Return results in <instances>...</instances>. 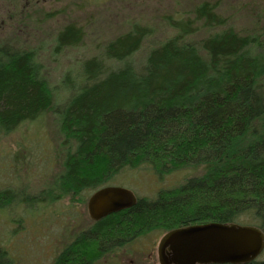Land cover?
<instances>
[{"label":"trees","instance_id":"obj_1","mask_svg":"<svg viewBox=\"0 0 264 264\" xmlns=\"http://www.w3.org/2000/svg\"><path fill=\"white\" fill-rule=\"evenodd\" d=\"M215 9L204 2L194 17L170 19L176 33L149 47L140 62L135 56L154 30L135 23L101 56L65 71L60 91L36 51L0 45V131L54 114L65 151L55 188L64 196L97 191L126 169L189 171L154 198L139 197L133 207L94 220L52 264H93L160 228L216 222L264 232V33L225 26ZM82 39L83 30L68 24L54 50ZM63 91L65 100L57 102ZM10 193L0 190V208L13 200ZM11 261L0 251V264Z\"/></svg>","mask_w":264,"mask_h":264},{"label":"rangeland","instance_id":"obj_2","mask_svg":"<svg viewBox=\"0 0 264 264\" xmlns=\"http://www.w3.org/2000/svg\"><path fill=\"white\" fill-rule=\"evenodd\" d=\"M204 2L216 7L225 26L242 33H264L263 0H0V45L36 51L52 88L60 91L58 83L65 71L78 70L84 60L101 56L107 42L135 23L154 30L135 56L140 62L149 47L176 33L170 19L194 17V9ZM71 23L83 30V39L57 53L55 38ZM218 28H201L193 37L200 40ZM67 94L56 95V101L63 103ZM55 120L49 113L8 134L0 131V190H10L13 197L0 208V251L8 253L11 264H52L64 248L94 225L88 212L94 190L64 196L55 188L65 158ZM187 176L189 171L159 176L142 166L123 170L106 186L127 188L137 198H154L161 189L177 186ZM169 231L160 228L139 236L93 264H161L159 244ZM258 258H264V251Z\"/></svg>","mask_w":264,"mask_h":264},{"label":"water","instance_id":"obj_3","mask_svg":"<svg viewBox=\"0 0 264 264\" xmlns=\"http://www.w3.org/2000/svg\"><path fill=\"white\" fill-rule=\"evenodd\" d=\"M135 193L120 186H105L88 200L95 221L133 207ZM264 250V232L252 225L209 222L167 232L159 244L161 264H244Z\"/></svg>","mask_w":264,"mask_h":264}]
</instances>
